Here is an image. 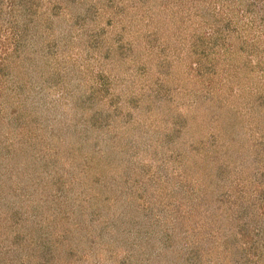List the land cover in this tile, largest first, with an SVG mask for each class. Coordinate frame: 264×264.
Masks as SVG:
<instances>
[{
  "label": "rangeland",
  "instance_id": "rangeland-1",
  "mask_svg": "<svg viewBox=\"0 0 264 264\" xmlns=\"http://www.w3.org/2000/svg\"><path fill=\"white\" fill-rule=\"evenodd\" d=\"M0 264H264V0H0Z\"/></svg>",
  "mask_w": 264,
  "mask_h": 264
}]
</instances>
